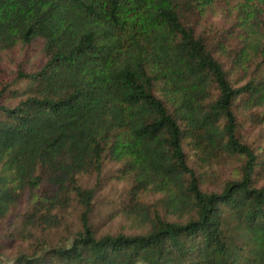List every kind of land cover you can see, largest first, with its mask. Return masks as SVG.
Here are the masks:
<instances>
[{"label":"trees","instance_id":"trees-1","mask_svg":"<svg viewBox=\"0 0 264 264\" xmlns=\"http://www.w3.org/2000/svg\"><path fill=\"white\" fill-rule=\"evenodd\" d=\"M225 1L0 0V247L28 241L5 264H264V151L240 132L264 122V0L196 25ZM184 145L240 165L204 189ZM111 164L137 233L92 221Z\"/></svg>","mask_w":264,"mask_h":264},{"label":"rangeland","instance_id":"rangeland-1","mask_svg":"<svg viewBox=\"0 0 264 264\" xmlns=\"http://www.w3.org/2000/svg\"><path fill=\"white\" fill-rule=\"evenodd\" d=\"M242 0H227L221 5L217 4L211 10L206 11L196 19V25L202 27L215 23L219 28H224L232 20L230 13L234 7L241 3ZM243 140L248 141L256 151H264V122L257 121L252 123L246 121L240 129ZM190 165L194 166L198 173L202 175L204 189H213L216 184L232 178L234 170L240 165L237 159H218L214 161L210 168L201 167L193 157L192 151L184 145ZM119 165L111 164L105 167L100 178V184L93 200L92 221L98 233H137L139 231L138 221L127 211L125 207L126 192L128 184L121 178L118 171ZM200 175V176H201ZM95 179L92 176L79 177L80 184L85 188L93 187ZM264 184V169L256 177V185ZM153 189H148L144 193L146 201H152L161 196L154 194ZM23 201L14 211H22ZM73 212V211H72ZM71 226H77L74 212L67 215ZM10 220V219H9ZM9 220L7 224L9 223ZM6 226V222L0 224V230ZM53 234V233H51ZM52 236V239H54ZM28 241H17L15 243H5L0 247V261L5 264L15 251L19 248H26Z\"/></svg>","mask_w":264,"mask_h":264}]
</instances>
